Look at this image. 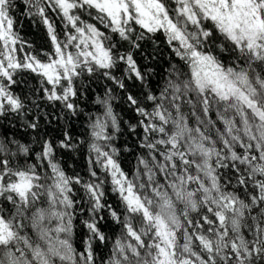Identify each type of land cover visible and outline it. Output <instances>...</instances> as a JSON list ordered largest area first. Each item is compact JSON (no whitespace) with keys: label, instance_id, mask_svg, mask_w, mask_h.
<instances>
[{"label":"snow or ice","instance_id":"1","mask_svg":"<svg viewBox=\"0 0 264 264\" xmlns=\"http://www.w3.org/2000/svg\"><path fill=\"white\" fill-rule=\"evenodd\" d=\"M24 3L52 45L44 60L26 51L10 15L14 0H0V116L20 117L27 128L39 124L38 117L25 119L26 98L13 90L22 72L39 77L42 99L77 115L85 79L103 77L125 90L115 75L123 65L124 77L144 83L134 59L141 41L155 44L162 33L178 63L167 70L158 95L148 90L144 96L151 111L133 94L126 97L141 117L139 147L146 150L131 178L111 143L120 130L111 89L96 98L103 111L90 117L87 182L66 175L49 141L30 163L31 145L0 138V264H96L93 242L107 246L97 215L105 207L121 234L103 264H264V0ZM47 10L61 18L63 38ZM32 106L38 107L35 99ZM70 141L65 133L59 147L75 148ZM93 155L105 176L94 170ZM109 182L123 220L102 203ZM74 185L89 205L82 252L73 244L81 202L73 199Z\"/></svg>","mask_w":264,"mask_h":264},{"label":"trees","instance_id":"2","mask_svg":"<svg viewBox=\"0 0 264 264\" xmlns=\"http://www.w3.org/2000/svg\"><path fill=\"white\" fill-rule=\"evenodd\" d=\"M14 4L16 6L10 15L14 21V31L25 42V50L32 52L42 60L46 59L44 53L52 51L46 26L39 17L28 15L24 0H14ZM47 12L49 18L54 21L57 32L63 38L61 18H58L56 13L51 10H47ZM82 18L88 20L90 23H96L87 16H83ZM98 27L106 31L102 26ZM153 39L156 41L155 44L152 40L141 41V49L134 53V59L139 65L141 72L145 74L146 79L144 83L141 84L134 77L132 79L124 77L123 65L115 70V75L123 79L125 90H121L111 80H106L103 77L93 78L92 80L85 79L86 87L81 89L82 95H79L76 100L77 115H72L66 111L62 112L59 104L53 107L46 100L42 99L44 94L40 87L39 77L28 72L20 73L17 79H22V83L13 85V90L22 98H26L25 103L28 105V115L25 119L34 121L38 117L39 127L37 130L27 128L20 117L12 114L0 116V138H14L21 143L31 145L32 156L29 157L30 163L36 162L35 153L41 150L44 141H49L55 149L54 158L59 162L66 175H79L83 181L87 182L91 180L89 176L90 155L88 150V145L91 141L90 117L95 119V114L103 111L100 105L95 103L96 98L104 97L106 91L111 89L112 96L114 97L111 100V104L113 112L118 118L120 129L119 132L114 134L115 139L111 143L118 150V155L115 159L120 164L122 170L131 178L137 166V156L146 154V150L139 147L140 141L143 138V130L138 126V121L141 117L136 114L132 107H129L126 97L129 93L133 94L142 101V106L147 107L151 111V103L144 100V96L147 95L148 90L158 95L159 88L162 87L164 77L167 75V70L171 67L172 63H178L177 58L165 42L162 33H157ZM126 47V44L123 45L122 50ZM18 54L21 57L23 56V53ZM33 99L36 100L38 107L32 106ZM211 118L213 120L216 119L215 111L211 113ZM133 125L137 126L135 131L131 130V126ZM108 131L109 133L112 132L111 129ZM65 133H68L71 137L70 142L76 146L75 148L68 150L59 147L60 142L65 139ZM238 151H242V149H238ZM91 160L97 174L105 176V173H102L98 167H95L94 155L91 157ZM38 171L43 174L44 169L38 166ZM73 187L75 193L73 199L81 201L75 205L73 244L78 252H82L84 240L87 238V229L84 227L82 221L89 219L87 211L89 205L83 202L85 200V192L80 185H74ZM104 191L105 196L102 203L115 210L120 215L121 220H123L122 205L118 194L112 192L110 182L105 184ZM240 192L243 194V189ZM97 215L98 217H103L99 220L98 227L107 238V246L99 241H94L93 248L96 253V264H103V261L107 260L110 254L111 242L121 234V225L111 219L108 207H105ZM192 215L194 218H198V214L193 213ZM205 227L207 226L205 225Z\"/></svg>","mask_w":264,"mask_h":264},{"label":"rangeland","instance_id":"3","mask_svg":"<svg viewBox=\"0 0 264 264\" xmlns=\"http://www.w3.org/2000/svg\"><path fill=\"white\" fill-rule=\"evenodd\" d=\"M18 56H20V57H21V55H20V54H18Z\"/></svg>","mask_w":264,"mask_h":264}]
</instances>
